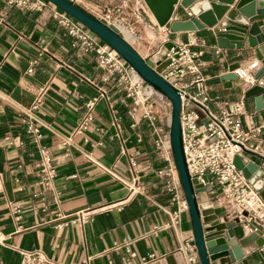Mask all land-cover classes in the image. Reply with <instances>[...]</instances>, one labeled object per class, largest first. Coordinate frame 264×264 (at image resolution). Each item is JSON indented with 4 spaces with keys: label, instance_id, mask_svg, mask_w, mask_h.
<instances>
[{
    "label": "crops",
    "instance_id": "1",
    "mask_svg": "<svg viewBox=\"0 0 264 264\" xmlns=\"http://www.w3.org/2000/svg\"><path fill=\"white\" fill-rule=\"evenodd\" d=\"M70 1L96 19L106 8L118 9L136 36L134 42L124 38L157 73L162 72L161 60L150 59L166 42L193 37L202 43L201 71L210 97L219 102L242 99L244 127H261L248 145L261 148L264 110L254 111L243 97L247 84L220 80L230 64L240 61L246 67L256 62L253 57L240 60L239 52L219 50L208 30L170 34L167 26L157 25L144 0ZM55 8L49 3L41 12H22L0 1V264H19L21 251H42L58 264H82L87 258L89 264H189V257L199 264L188 213H182L178 227L168 226L174 206L155 175L161 162L150 127L124 92L114 88V79L104 80L92 56L71 46L52 16ZM177 20L181 18L173 15L169 22ZM44 87L35 115L40 145L54 171L49 187L37 166V144L15 115L26 112ZM101 91L105 94L82 129L85 103ZM154 105L161 117L170 114L167 104ZM131 111H136L135 120ZM134 176L138 190L131 193ZM258 194L263 200V186ZM220 207L227 209L225 220L230 222V207ZM81 210L98 211L85 224L70 225V217L61 218ZM254 227L248 222L233 232L243 239L254 234ZM253 245L243 248L245 255Z\"/></svg>",
    "mask_w": 264,
    "mask_h": 264
},
{
    "label": "built area",
    "instance_id": "2",
    "mask_svg": "<svg viewBox=\"0 0 264 264\" xmlns=\"http://www.w3.org/2000/svg\"><path fill=\"white\" fill-rule=\"evenodd\" d=\"M0 1L22 12H41L49 4L45 0ZM52 16L57 26L70 37L71 46L83 54H90L95 67L105 74L104 80L113 78L114 88L124 92L134 109L140 110L139 119L150 127L154 135L153 148L161 162V166L155 170V175L168 194L171 205L174 206L169 212L168 226L178 227L182 213L187 212V206L169 143L170 114L161 117L154 101L167 104L169 107L170 103L162 94L144 83L108 45L81 24L58 8L54 9ZM98 20L104 21L106 26L115 28L123 38V34L127 35L129 42L136 40L135 34L118 9H104ZM202 46L203 44L193 37H189L186 42L174 44L161 60L159 66H162V72L158 73L177 91L180 98L181 144L188 175L192 185L204 184L203 177L206 176L208 183L217 188V196L212 200L213 206L230 207V218L232 220L237 218L241 228H246L248 222H254L253 233L264 239V201L258 191L247 182L242 172L236 170L233 165L234 157L242 153V149L264 154L258 145H248V140L259 133L261 127H244L242 118L245 115V105L242 99L219 102L210 97L207 78L201 71ZM257 66L258 63L253 62L236 69L234 74L238 79H243L246 73L255 70ZM27 73L31 74L32 68L28 69ZM46 89V87L39 89L26 112L17 111L15 115L25 128L26 134L37 144L39 157L37 166L43 185L49 187L54 171L47 149L40 145L41 135L37 127L39 120L35 115L43 102ZM104 94L105 92L101 91L98 97L85 103V113L80 124L82 129L91 122L93 108L99 97ZM210 106H214L215 111H212ZM135 112H130L133 120ZM129 187L131 193L138 190L135 176ZM96 211L98 210H81L61 218L70 217L68 221L70 225L85 224ZM193 250L195 252L194 247ZM128 253L130 257L134 256L132 252ZM19 257V264H58L42 251H21ZM152 258L150 255L149 260ZM188 263L198 264L195 257H189ZM82 264H89V259H85Z\"/></svg>",
    "mask_w": 264,
    "mask_h": 264
},
{
    "label": "water",
    "instance_id": "3",
    "mask_svg": "<svg viewBox=\"0 0 264 264\" xmlns=\"http://www.w3.org/2000/svg\"><path fill=\"white\" fill-rule=\"evenodd\" d=\"M81 24L99 40L108 45L129 65L144 83L162 94L170 103L169 143L178 181L187 206L192 241L199 264H264V239L251 234L238 239L233 229L240 226L237 218L226 221V211L213 206L216 186L208 183L192 185L188 175L181 144L180 98L177 91L165 81L112 26L98 20L70 0H45ZM157 25L170 34L210 31L211 39L221 51L239 52L240 60L253 57L258 66L243 79L234 74L241 68L240 61L228 66L222 81H240L248 88L243 93L252 102L254 111L264 110V0H144ZM173 15L181 20L169 22ZM174 47L166 42L153 55L158 62ZM153 56L151 61H153ZM264 152V142L261 146ZM236 170L257 191L264 181V154L242 149L233 159ZM264 200V199H263ZM249 253L243 248L250 246Z\"/></svg>",
    "mask_w": 264,
    "mask_h": 264
},
{
    "label": "bare ground",
    "instance_id": "4",
    "mask_svg": "<svg viewBox=\"0 0 264 264\" xmlns=\"http://www.w3.org/2000/svg\"><path fill=\"white\" fill-rule=\"evenodd\" d=\"M124 39H125V38H124ZM125 40H126V39H125ZM126 41H127V40H126ZM128 41H129V39H128ZM153 61L158 62L157 57L153 56Z\"/></svg>",
    "mask_w": 264,
    "mask_h": 264
}]
</instances>
